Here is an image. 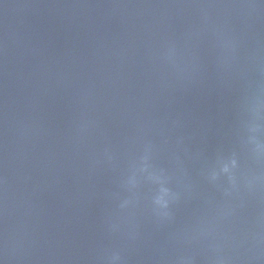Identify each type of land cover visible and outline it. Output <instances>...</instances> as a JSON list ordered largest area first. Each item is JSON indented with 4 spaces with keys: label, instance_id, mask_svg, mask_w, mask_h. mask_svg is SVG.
I'll list each match as a JSON object with an SVG mask.
<instances>
[{
    "label": "water",
    "instance_id": "water-1",
    "mask_svg": "<svg viewBox=\"0 0 264 264\" xmlns=\"http://www.w3.org/2000/svg\"><path fill=\"white\" fill-rule=\"evenodd\" d=\"M0 264H264V0H0Z\"/></svg>",
    "mask_w": 264,
    "mask_h": 264
}]
</instances>
